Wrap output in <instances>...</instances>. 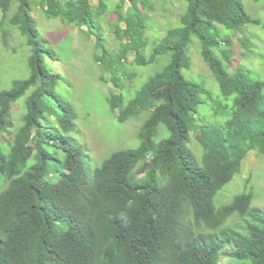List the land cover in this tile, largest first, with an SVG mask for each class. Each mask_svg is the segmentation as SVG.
Wrapping results in <instances>:
<instances>
[{"label": "trees", "instance_id": "trees-1", "mask_svg": "<svg viewBox=\"0 0 264 264\" xmlns=\"http://www.w3.org/2000/svg\"><path fill=\"white\" fill-rule=\"evenodd\" d=\"M13 1L0 0L3 18ZM16 2L10 23L27 38L31 73L0 92V264H223L224 249L234 259L264 264V207L253 206L248 192L219 209L214 204L249 154H264V80L230 71L233 43L217 27L243 33L245 26L258 25L244 0H185L179 25L149 57L148 0H120L118 22L125 28L117 31L125 42L117 53L99 25L107 0H97L96 8L91 0H41L47 17L82 25L95 39L102 50L96 60L120 91L108 98L120 123L151 109L137 134L140 146L113 153L94 170L70 135L78 113L56 93L61 77L46 67L53 52L37 29L31 1ZM194 38L220 96L232 99V106L220 100L215 105L219 122L200 112L204 85L183 73L192 65ZM166 54L169 63L126 102L123 70ZM30 89L27 113L13 132L12 105ZM161 126L170 135L157 141ZM191 134L203 148L201 164L189 147Z\"/></svg>", "mask_w": 264, "mask_h": 264}, {"label": "rangeland", "instance_id": "rangeland-1", "mask_svg": "<svg viewBox=\"0 0 264 264\" xmlns=\"http://www.w3.org/2000/svg\"><path fill=\"white\" fill-rule=\"evenodd\" d=\"M30 1L37 29L48 41V47L53 52L52 57L49 55L45 57L46 67L51 73L61 77L56 86V93L60 98L73 104L77 110V128L70 135L76 140L77 145L82 147L88 166L94 170L113 153L138 148L140 140L137 134L150 115L151 109L126 123H120L108 103L109 96L120 91L111 81L112 75L107 66L96 60V56H100L102 50L95 48V39L88 36L87 28L70 24L60 17L49 18L45 14L41 0ZM107 1L108 7L100 17L99 25L108 48L117 53L122 48V42H125L122 33H118L117 29L118 27L123 29L125 25L118 22L117 6L120 0ZM148 2L145 13L149 26L146 31L148 40L146 55L149 57L154 46L168 30L179 25L186 2L185 0H148ZM91 3L94 8L98 6L97 0H91ZM128 4L127 2L126 6ZM244 5L246 11L260 21L258 25L245 26L243 33H236L221 25L217 27L220 28V34L233 43L235 55L230 63V71L243 70L251 78L257 76L264 80V1L256 3L252 0H244ZM17 8L18 3L14 0L5 18L0 13V92L12 89L16 80L26 79L31 73L29 67L31 48L27 44V38L22 35L18 27L10 23ZM189 55L191 68L184 70L183 73L188 79L204 85L207 91L204 94L206 105L200 112L210 123L219 122L220 119L213 111L216 110L215 105L220 100L232 106V99L223 100L220 96L218 83L203 59L201 44L197 38H194L190 45ZM134 57L133 53L129 54L130 61ZM169 61L170 55L166 54L147 66H127L123 70L125 83L123 93L126 102L131 100L136 91L147 83L151 76L162 70ZM130 74L134 75L130 77ZM32 91L33 89L27 91L12 105L13 132L22 125ZM46 102L48 103V100ZM169 135V131L161 126L155 137L160 141ZM11 139V136H8L4 146ZM189 147L201 164L203 148L193 134ZM58 159H62V153ZM2 183L3 177L0 176V185ZM245 192L252 194L253 206L264 207V154L254 151L249 154L243 162L241 173L216 195L214 200L216 209L229 205L235 197ZM219 256L223 264H252L251 259L239 260L230 257V249H224Z\"/></svg>", "mask_w": 264, "mask_h": 264}]
</instances>
